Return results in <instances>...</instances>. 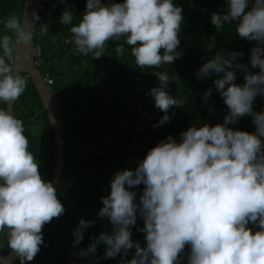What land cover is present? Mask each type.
<instances>
[{
    "label": "clouds",
    "instance_id": "clouds-1",
    "mask_svg": "<svg viewBox=\"0 0 264 264\" xmlns=\"http://www.w3.org/2000/svg\"><path fill=\"white\" fill-rule=\"evenodd\" d=\"M251 2L246 11L250 0H227L226 13H213L211 23L219 29L238 22L239 36L257 42L250 63L251 68L260 69L259 73L234 63L242 52L217 53L202 65L197 72L200 80L222 74L214 84L229 109L224 123L192 126L181 133L179 142L169 135L148 151L134 171H118L98 213L113 225L112 233L93 238L87 250H80L81 257L95 253L103 242L106 258L122 251L126 257L135 248L134 257L122 258V264H182L186 246L190 247L187 264H264V111H253L256 96L264 95V0ZM182 11L174 0L108 4L87 0L82 19L70 29L72 51L99 59L108 42L124 37L138 68L160 69L182 57L177 51ZM73 19L71 9H66L60 23L71 25ZM0 23L11 33L0 36V101L9 105L26 91L27 80L20 75L24 65L17 63L21 59L18 46L24 45L23 61H29L36 28L26 14L23 20L13 15ZM48 31V25L43 24L39 35ZM212 40L209 51L215 37ZM115 53L123 56L124 46L117 43ZM237 69L244 72L243 85L235 83ZM153 73L159 86L149 95L155 107L165 113L159 121L164 125L170 121L169 110L184 102L169 92L176 73ZM211 94L212 89L205 92V101ZM249 115L255 133L227 126ZM25 131L23 119L0 109V233L6 235L9 256L14 254L20 264L36 257L44 243V226L65 213L53 182L42 177ZM141 184L144 189L137 203L136 192L129 189ZM138 215L144 221L139 230L146 234V247L132 240L131 229ZM94 223L79 221L73 232L75 245L83 241V230ZM249 224L258 230L253 231ZM9 256L0 254V264H11Z\"/></svg>",
    "mask_w": 264,
    "mask_h": 264
},
{
    "label": "trees",
    "instance_id": "trees-1",
    "mask_svg": "<svg viewBox=\"0 0 264 264\" xmlns=\"http://www.w3.org/2000/svg\"><path fill=\"white\" fill-rule=\"evenodd\" d=\"M101 2L123 3L124 0ZM23 3L24 0H0V21L13 15L21 19ZM86 3L87 0H65L64 3L59 0H39L38 4L37 16L40 19L34 25L36 33L33 45L40 48V54L34 59L42 77L51 79L47 85L51 95L69 92L55 103L66 131L63 134L64 163L57 189L65 213L44 226L41 250L27 264H122V258L131 260L135 248L129 250L126 257L122 251L114 258H106L107 245L103 242L88 257L79 255L81 249L87 250L93 238H98L102 233H112L113 225L107 218L101 219L98 213L103 207L102 198L110 195V182L114 175L126 169L134 171L148 151L169 135L179 142L181 133L192 126L224 123L229 109L214 84L222 74H212L204 80L197 77L198 70L207 60L217 53L227 56L231 52H242L243 56H237L234 63L248 66L253 74L260 71L258 67L251 68L250 63L251 50L257 46V42L239 36L236 32L238 22L233 21L219 29L211 23L213 13H226L227 0H174L175 4L182 7L184 17L181 43L177 48L182 57L160 69L138 68L124 37L119 41L108 42L105 54L99 59L74 54L70 29L82 19ZM251 7L250 0L246 11ZM66 9H71L73 13L71 25L60 23ZM43 24L48 25L49 31L40 36ZM4 34L11 33L0 23V36ZM213 37L214 47L209 51L208 45L213 43ZM117 43L125 48V54L121 57L115 53ZM154 71L177 74L169 92L184 102L183 106L169 110L167 115L170 121L164 125H159V121L165 113L155 107V101L149 95L153 87L159 86ZM20 75L27 80V88L14 102L13 112L25 123L29 150L39 163L42 177L51 181L56 153L54 134L32 80L24 73ZM235 75V83L243 85L246 82L243 70L237 69ZM208 89H212V94L205 101L204 94ZM0 109H5L3 101H0ZM253 111H264V95L256 96ZM227 126L233 130L256 132L251 115L241 117L235 124ZM136 145L146 146L147 149L137 147L122 152ZM143 189V184L129 189L136 192L137 203ZM81 219L95 223L83 230V241L75 245L73 232ZM143 226L144 221L138 215L136 225L131 229L132 240L146 247V234L139 230ZM249 227L253 231L258 230L252 224ZM0 247H3L0 248V254L6 256L9 249L4 233H0ZM189 252L190 247L186 246L182 264H187ZM12 264H20L19 259L16 258Z\"/></svg>",
    "mask_w": 264,
    "mask_h": 264
},
{
    "label": "water",
    "instance_id": "water-1",
    "mask_svg": "<svg viewBox=\"0 0 264 264\" xmlns=\"http://www.w3.org/2000/svg\"><path fill=\"white\" fill-rule=\"evenodd\" d=\"M38 4H39V0H24L21 20H23L24 15L26 14L27 18L30 21H33L35 25L36 20L34 19V17L37 16ZM24 51H25L24 45L20 44L18 46V54L21 57V59L17 60V63L24 65V69L20 73L26 74L32 80V83L34 84L36 91L38 93L39 99L48 116L49 123L51 125L54 134L56 153H55L54 168L51 175V181L53 182L54 187L58 189V185L62 175L63 163H64L63 134H66V131L64 130L61 124V120L58 116V111L55 107V103L60 97H62L63 95H67L69 92L57 96L51 95L49 91V87L45 84L43 77L37 67V63L34 59L35 46L32 44V49L30 52L31 59L27 62L23 61ZM13 106H14V102H11L9 105L5 104V109H8L10 112H13ZM137 147H144L145 149H147L146 146L136 145L122 152H126ZM122 152H114V154H121ZM97 153L110 154V152H99V151H97ZM6 256H9V253ZM9 258L11 260V264L16 259L14 254L9 256Z\"/></svg>",
    "mask_w": 264,
    "mask_h": 264
},
{
    "label": "built area",
    "instance_id": "built-area-1",
    "mask_svg": "<svg viewBox=\"0 0 264 264\" xmlns=\"http://www.w3.org/2000/svg\"><path fill=\"white\" fill-rule=\"evenodd\" d=\"M39 54H40V48L37 46V47H35V55H34V58L37 57V56H39ZM43 79H44V82H45L46 85H48V84L51 83V79H49L47 77H45Z\"/></svg>",
    "mask_w": 264,
    "mask_h": 264
}]
</instances>
